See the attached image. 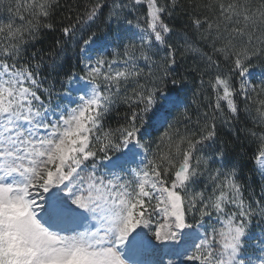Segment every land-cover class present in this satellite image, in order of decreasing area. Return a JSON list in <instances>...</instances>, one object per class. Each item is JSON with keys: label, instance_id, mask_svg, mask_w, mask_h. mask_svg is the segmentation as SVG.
I'll return each instance as SVG.
<instances>
[{"label": "snow or ice", "instance_id": "6c2138e0", "mask_svg": "<svg viewBox=\"0 0 264 264\" xmlns=\"http://www.w3.org/2000/svg\"><path fill=\"white\" fill-rule=\"evenodd\" d=\"M0 264H264V0H0Z\"/></svg>", "mask_w": 264, "mask_h": 264}, {"label": "trees", "instance_id": "16d2710c", "mask_svg": "<svg viewBox=\"0 0 264 264\" xmlns=\"http://www.w3.org/2000/svg\"><path fill=\"white\" fill-rule=\"evenodd\" d=\"M69 2H71V0H69ZM50 42V40H46L45 41V45H43V46H45L46 47V45L48 44ZM71 53H69V55H70ZM189 63H191V60H189ZM196 83H198V81H196ZM195 87V85H193V88ZM226 135V130H222L221 131V136H225Z\"/></svg>", "mask_w": 264, "mask_h": 264}]
</instances>
